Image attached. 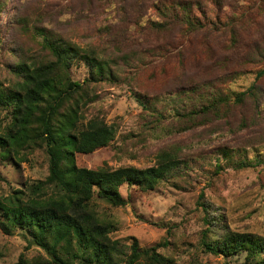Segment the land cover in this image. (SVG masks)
Segmentation results:
<instances>
[{
  "label": "rangeland",
  "instance_id": "374dc122",
  "mask_svg": "<svg viewBox=\"0 0 264 264\" xmlns=\"http://www.w3.org/2000/svg\"><path fill=\"white\" fill-rule=\"evenodd\" d=\"M169 1L0 0V84L17 81L11 72L19 62L47 58L44 34L97 53L115 84L106 79L85 86L81 112L85 125L103 119L115 134L107 147L78 156V166L147 169L171 150L186 165L182 176L152 191L121 187L126 206L96 201L97 214L113 225L111 238L127 246L136 241L142 250L158 246L169 264H249L245 255L213 254L204 242L220 243L224 231L264 238V57L258 56L264 0H192L204 9L197 17L205 27L197 31L161 14L158 7ZM75 62L70 78L84 82L89 71ZM253 86L243 104L234 102ZM137 97L155 111H145ZM219 97L228 104L218 113L191 114L213 102L219 108ZM8 122L0 111V123ZM23 155L21 163L0 156V200L16 191L27 196L47 179L46 149ZM238 161L255 165L239 170ZM2 215L0 210V222ZM27 242L22 230L5 235L0 229V264H21L22 256L49 260Z\"/></svg>",
  "mask_w": 264,
  "mask_h": 264
},
{
  "label": "trees",
  "instance_id": "16d2710c",
  "mask_svg": "<svg viewBox=\"0 0 264 264\" xmlns=\"http://www.w3.org/2000/svg\"><path fill=\"white\" fill-rule=\"evenodd\" d=\"M166 3L158 9L165 18L170 17L169 21L180 23L188 31L205 27L197 17L204 10L200 2L172 0ZM152 24L168 28L167 23ZM42 37L47 58L19 62L11 72L17 81L6 87L0 84V111L9 119L6 125L0 123V156L21 163L22 153L25 155L33 147L45 148L49 156V175L45 181L32 185L27 196L16 191L0 200L3 212L0 229L5 235L24 231L28 247L40 248L49 258L27 262L22 256L21 264H169V260L158 253V246L142 250L136 241L127 246L112 239L113 225L97 214L95 202L126 206L121 187L136 186L143 192L152 191L158 183L180 176L186 165L177 150H171L159 153L156 164L147 169L105 166L95 170L78 166V156L107 147L115 134L113 127L103 119L93 118L85 125L87 118L81 112L85 106V86L106 79L115 84L116 76L97 53L70 42L51 40L46 34ZM258 51V56L264 57V48ZM75 61L89 71L90 78L84 82L70 78ZM259 74L263 75L264 71ZM253 88L237 95L234 102L243 104L245 97L253 94ZM137 100L145 111L151 114L155 111L153 104L148 106L141 97ZM217 100L219 108L213 102L191 114L218 113L228 100L226 97ZM223 155L232 161L229 151L225 150ZM252 165L255 164L250 161L236 162L239 170ZM204 245L219 256L245 255L249 264H264V238L258 235L224 231L220 243L210 245L205 241Z\"/></svg>",
  "mask_w": 264,
  "mask_h": 264
}]
</instances>
